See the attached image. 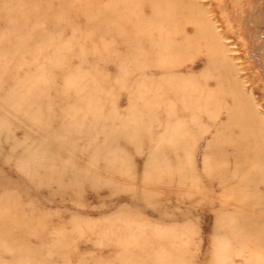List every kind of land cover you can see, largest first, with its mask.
<instances>
[{
	"label": "rangeland",
	"instance_id": "rangeland-1",
	"mask_svg": "<svg viewBox=\"0 0 264 264\" xmlns=\"http://www.w3.org/2000/svg\"><path fill=\"white\" fill-rule=\"evenodd\" d=\"M247 104L264 0H0V264H264Z\"/></svg>",
	"mask_w": 264,
	"mask_h": 264
},
{
	"label": "bare ground",
	"instance_id": "bare-ground-1",
	"mask_svg": "<svg viewBox=\"0 0 264 264\" xmlns=\"http://www.w3.org/2000/svg\"><path fill=\"white\" fill-rule=\"evenodd\" d=\"M238 108L239 107L237 105H234V108L230 109L227 112V115L229 117V126H233L234 129H238L240 131V135H238V138L235 140H232V137L226 140H220V148L214 157L215 161H217V166L220 167L221 165L224 166V161L227 158V161H230L232 168L236 171L244 168L246 162L248 161L256 162L258 163V166L264 165V161L261 159L264 154V148L262 147L257 130H254L255 128H253L256 124L252 108H250L247 104V107H245L244 112L241 113L240 116L237 114ZM248 129H250V131H248ZM221 169L225 168L221 167ZM261 169L262 167L259 166L256 170L257 172L254 174L255 177H253V180L258 175H260V179L263 178L260 174ZM231 178L234 177L231 176ZM262 184L264 187V179ZM249 187L255 189L254 186H250V181Z\"/></svg>",
	"mask_w": 264,
	"mask_h": 264
}]
</instances>
